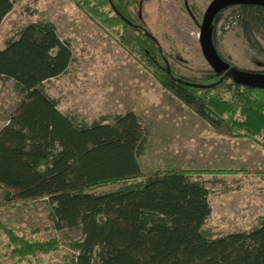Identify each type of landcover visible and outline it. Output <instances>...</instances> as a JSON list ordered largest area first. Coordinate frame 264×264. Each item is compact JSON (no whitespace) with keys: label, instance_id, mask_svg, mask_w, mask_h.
<instances>
[{"label":"trees","instance_id":"16d2710c","mask_svg":"<svg viewBox=\"0 0 264 264\" xmlns=\"http://www.w3.org/2000/svg\"><path fill=\"white\" fill-rule=\"evenodd\" d=\"M129 1L82 3L94 18L116 27L121 45L138 52L162 88L215 132L264 141V88L235 82L241 69L216 49L228 70L201 78L177 74L131 16ZM12 7V0H0V23ZM227 8L224 25H238L246 44L264 54L258 38L264 35V0L227 4L214 18ZM72 59L70 41L48 19L16 28L0 48V79L13 80L19 94L0 128V207L45 199L54 229H80L79 238L67 242L74 250L70 264H264V214L249 230L216 233L205 227L209 189L190 169L141 168L147 135L132 110L90 120L58 109L43 83L64 73ZM225 72L231 80L221 76ZM106 185L112 187L93 190ZM6 233L12 252L32 251L33 243L10 228ZM35 245L57 248L53 237Z\"/></svg>","mask_w":264,"mask_h":264},{"label":"rangeland","instance_id":"374dc122","mask_svg":"<svg viewBox=\"0 0 264 264\" xmlns=\"http://www.w3.org/2000/svg\"><path fill=\"white\" fill-rule=\"evenodd\" d=\"M210 1L130 0L128 9L177 74L201 78L215 72L199 43L202 17ZM12 3L0 23V48L16 28L41 19L50 20L58 35L70 41L73 59L68 69L43 83L44 90L58 99L60 111H75L92 120L132 110L147 135L146 149L139 157L142 169L192 170L210 191L211 213L205 227L216 233L249 230L256 225L258 216L264 214V173L245 168H264L262 136L250 139L215 132L163 89L146 60L121 45L116 27L94 18L82 0ZM105 10L109 12L108 5ZM229 12L230 8L224 9L212 20L213 47L241 70L264 74V54L246 44L238 25L223 28ZM258 38L264 46V35ZM221 76L232 79L227 72ZM18 102L13 80L0 79V128ZM7 228L33 243L32 251L23 256L12 252ZM80 235L79 228H53L45 199L0 207V264H70L74 250L67 242ZM52 237L55 249L46 251L35 245Z\"/></svg>","mask_w":264,"mask_h":264},{"label":"water","instance_id":"95a60500","mask_svg":"<svg viewBox=\"0 0 264 264\" xmlns=\"http://www.w3.org/2000/svg\"><path fill=\"white\" fill-rule=\"evenodd\" d=\"M239 0H211L206 7L203 14L200 29H199V43L202 53L215 72H221L230 68V63L222 59L215 51L212 45V20L215 14L223 6L236 2ZM233 80L235 82L248 84L256 87L264 88V74L253 73L245 70H237L234 72Z\"/></svg>","mask_w":264,"mask_h":264},{"label":"built area","instance_id":"2783aa9c","mask_svg":"<svg viewBox=\"0 0 264 264\" xmlns=\"http://www.w3.org/2000/svg\"><path fill=\"white\" fill-rule=\"evenodd\" d=\"M228 27H229V24L226 23V24L224 25V28H228Z\"/></svg>","mask_w":264,"mask_h":264}]
</instances>
